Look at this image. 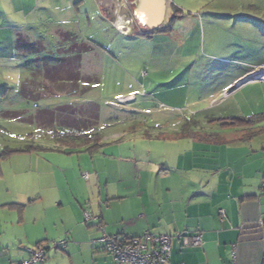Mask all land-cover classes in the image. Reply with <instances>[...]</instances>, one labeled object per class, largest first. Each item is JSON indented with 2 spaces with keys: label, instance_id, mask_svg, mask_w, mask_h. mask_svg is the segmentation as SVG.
Returning a JSON list of instances; mask_svg holds the SVG:
<instances>
[{
  "label": "rangeland",
  "instance_id": "obj_1",
  "mask_svg": "<svg viewBox=\"0 0 264 264\" xmlns=\"http://www.w3.org/2000/svg\"><path fill=\"white\" fill-rule=\"evenodd\" d=\"M183 1L185 13L173 15L181 16L171 37L179 40L177 59L181 60L175 64V57L163 56L166 48L161 40L158 39L157 44L154 41L155 48L152 44L146 48L140 40L128 37L124 29L106 20L96 0H52L50 22L45 24V27L52 25L49 46L33 42L39 43L41 48L28 53L17 48L24 54H20L23 61L17 58L21 83L30 80L34 72L45 69L43 63L49 69L66 56L71 43L59 38V31L70 33L79 43L92 47L82 61V73L97 78L98 83L94 87L85 81V90L94 87L87 94L72 96L52 92L50 96L43 92L35 102L20 96L17 82L15 87L10 82L7 89L0 84L1 225L7 214L1 208L2 203L19 201L17 194L28 186L27 182H37L39 191L48 184L53 186L58 174L57 184L64 190L61 201L70 208L71 198H80L81 202L86 199L81 198L84 191L74 192L75 187L84 190L81 182L96 176L85 172L80 162L85 156H94L95 152L85 151L87 147L67 129L42 128L36 121L41 114L37 110L96 104L101 118L90 133L99 136L100 147L96 152L104 151L106 156H230L232 152L240 156H264V0ZM3 13L0 7V28ZM171 20L174 22L173 18ZM2 40L0 33V42ZM7 66L0 64V77L8 76ZM229 85V92L233 90L228 95L223 94ZM53 88L52 85V91ZM125 97L134 99L120 103L119 99ZM6 112L21 113L23 120L5 117ZM258 115L263 116V120L254 128H242L248 138L254 137L236 149L230 144L213 146L211 137H206L216 133L225 137L222 141L229 140L236 137L238 128L227 121ZM60 137L65 142H60ZM198 139L210 142H198ZM7 149L25 151L6 155ZM70 169L71 172L64 173ZM35 198L37 196L32 200ZM43 206L44 200L30 205L27 216L30 213L37 216L35 212L42 208L44 211ZM48 209L46 220L52 222V217L59 218V210ZM16 214L17 210L13 216ZM83 220L85 222L84 214ZM71 243L68 237L60 250L52 249L53 254H60L57 264L94 263L91 252L70 256L67 252ZM98 243L103 250L102 243ZM90 244L95 246L96 242ZM84 246L79 245L80 250ZM102 252L114 263L111 255ZM1 260L7 261L8 254H0Z\"/></svg>",
  "mask_w": 264,
  "mask_h": 264
},
{
  "label": "crops",
  "instance_id": "obj_2",
  "mask_svg": "<svg viewBox=\"0 0 264 264\" xmlns=\"http://www.w3.org/2000/svg\"><path fill=\"white\" fill-rule=\"evenodd\" d=\"M47 1L0 0L4 11L0 64L8 65L5 70L8 76L0 77V84L7 89L10 82L14 87L17 82L21 97L27 80L21 83L19 79L21 66L17 58L21 59L22 53L17 50V39L22 35L49 46L52 25L45 27V24L50 22L52 0ZM96 2L106 20L124 29L128 37L140 40L146 48L150 44L155 48L154 41L157 44L159 39L166 48L163 56L177 59L179 40L171 37L181 16L173 15L185 13L183 0H164V21L153 30L147 24L158 6L152 7L150 0L146 3L145 0ZM62 34L64 32H58L59 38ZM84 56L80 73L88 77L82 73ZM180 60H174L175 64ZM230 85L223 94L228 95L233 90L229 92ZM45 86L52 96V83ZM67 86L62 84L66 91L59 94H71V87ZM53 87L56 91L62 89L58 84ZM78 91L71 95L87 94ZM243 130L238 128L236 137L225 141H222L224 136L216 133L206 137H211L213 146L230 144L236 149L254 137L248 138ZM209 139H198V142L208 143ZM95 154L80 161L85 172L96 174L81 182L84 190L75 187V193L84 191L81 198L86 199L82 202L80 198H71L69 204H73L68 208L69 205L61 201L64 190L57 184L59 175L56 174L53 186L48 184L38 191L37 182H27L28 186L17 194L19 201L2 203L1 208L7 214L0 224V254L7 253L8 260H1L0 264H21L39 242L52 243L68 237L72 242L67 252L70 256L91 252L93 264H115L99 247L103 235L134 238L147 232L172 237L171 264H264V156H240L235 152L230 156H106L101 150ZM69 172L71 169L64 171ZM77 180L80 182L79 175ZM34 196L37 198L32 200ZM41 200H44V211L42 208L35 212L37 216L32 213L27 216V208ZM51 207L60 211L59 218L52 217V222L44 218ZM16 210L18 214L13 216ZM86 210L98 217L100 224L95 221L86 225L83 220ZM197 234L202 235V244L196 247L189 243L188 237ZM90 242H96L95 246ZM81 244L85 246L80 250ZM59 256L50 251L44 264H57Z\"/></svg>",
  "mask_w": 264,
  "mask_h": 264
},
{
  "label": "trees",
  "instance_id": "obj_3",
  "mask_svg": "<svg viewBox=\"0 0 264 264\" xmlns=\"http://www.w3.org/2000/svg\"><path fill=\"white\" fill-rule=\"evenodd\" d=\"M151 34V33H150ZM150 34H145L146 36H151ZM62 39L66 42L71 43V48L66 54L64 58L59 59V61L54 62L51 65V68H46V64L43 63V69L41 72H34L30 80H27L21 90L22 97L30 101H37L40 97L44 94H47V87L45 84L52 83V85L58 84L60 88L59 91L53 89V93L64 92V87L61 85H68L67 87H71L70 93H74L75 91H81L80 93H88L89 90L93 89L97 86L98 79L95 77H82L80 73L81 69V58L84 54L88 53L92 50V47L85 44L79 43L77 38L70 34L64 33L62 34ZM17 48L23 52H37L40 50L41 45L39 43H33L29 40L28 37H24L22 35L18 36L17 39ZM71 64V65H70ZM88 81V84H92L94 87L89 88V90H85L84 83ZM90 87V86H89ZM68 89V88H67ZM66 91V90H65ZM69 91V90H67ZM78 91V92H79ZM37 112L41 113L38 114L36 117V121L39 125H42V128L59 126L61 128L69 130L70 133L73 134V137L80 139L82 146L85 145L87 148L85 151L88 152H95L99 150V136L97 134L90 133V130H94V125L99 124L100 121V108L94 103H89L87 107L81 106L79 108H73L70 106H64L55 110H37ZM21 113L17 114L16 112H7L5 117H13L15 120L22 121ZM222 120V119H221ZM226 120V119H224ZM263 120V116H252L249 118H232L226 123L232 125L236 128H247L248 130L255 126L258 122L260 123ZM68 133V131L66 132ZM63 136V134H61ZM72 137V136H71ZM59 138L60 142H65ZM92 140V142H90ZM225 141V140H224ZM94 143V144H92ZM27 150V149H26ZM33 150V149H31ZM77 150V149H76ZM9 154H15L24 152L25 150H8ZM79 150L78 152H81ZM66 152V151H65ZM94 153V154H95ZM5 157V156H4ZM89 211V210H86ZM85 211V212H86ZM90 212V211H89ZM92 213V212H91ZM94 215V214H93ZM90 223V222H89ZM63 240V239H62ZM60 241V240H59ZM57 241V242H59ZM56 242L47 243V242H39L34 250L35 251L40 245H46V257L45 260L39 264H44L48 260L49 252L54 250H60L61 247H54ZM104 250V248H103ZM105 251V250H104ZM107 252V251H105ZM108 253V252H107ZM109 254V253H108ZM111 255V254H109ZM113 258V256L111 255ZM113 261L115 262L114 258ZM116 264V262H115Z\"/></svg>",
  "mask_w": 264,
  "mask_h": 264
},
{
  "label": "built area",
  "instance_id": "obj_4",
  "mask_svg": "<svg viewBox=\"0 0 264 264\" xmlns=\"http://www.w3.org/2000/svg\"><path fill=\"white\" fill-rule=\"evenodd\" d=\"M133 97L120 98V103L133 100ZM88 178V175H85ZM224 213L222 212V215ZM86 222L98 221V217L91 212H84ZM100 224V221H98ZM188 241L193 246L202 244V235L197 234L188 237ZM103 248L111 254L116 264H171L172 237L168 235L154 234L147 232L142 236L128 238L121 235L109 236L104 234L99 241ZM66 239L54 244V247H63ZM46 245H40L35 251L30 253V257L21 264H39L45 260Z\"/></svg>",
  "mask_w": 264,
  "mask_h": 264
},
{
  "label": "water",
  "instance_id": "obj_5",
  "mask_svg": "<svg viewBox=\"0 0 264 264\" xmlns=\"http://www.w3.org/2000/svg\"><path fill=\"white\" fill-rule=\"evenodd\" d=\"M149 0H145V3L148 2ZM152 3V7L158 6L157 12L152 16V19L148 22L147 26L150 29H156L159 26L162 25L164 21V15H165V2L164 0H150ZM150 6V2H149Z\"/></svg>",
  "mask_w": 264,
  "mask_h": 264
},
{
  "label": "bare ground",
  "instance_id": "obj_6",
  "mask_svg": "<svg viewBox=\"0 0 264 264\" xmlns=\"http://www.w3.org/2000/svg\"><path fill=\"white\" fill-rule=\"evenodd\" d=\"M141 18H142V20L144 19L143 21H146V18L145 17L143 18V16H142Z\"/></svg>",
  "mask_w": 264,
  "mask_h": 264
}]
</instances>
